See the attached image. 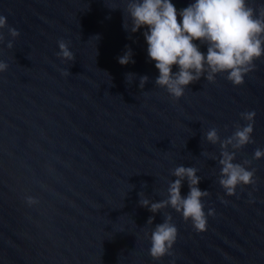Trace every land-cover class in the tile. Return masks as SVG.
I'll use <instances>...</instances> for the list:
<instances>
[{"label": "water", "instance_id": "water-1", "mask_svg": "<svg viewBox=\"0 0 264 264\" xmlns=\"http://www.w3.org/2000/svg\"><path fill=\"white\" fill-rule=\"evenodd\" d=\"M172 2L182 9L193 0ZM125 8L126 0H0V15L20 33L0 29V61L9 65L0 73V264H264V157L253 159L264 150V56L241 85L227 74L202 77L176 99L156 87L144 29H124ZM60 39L74 60L57 56ZM126 46L135 63L122 66ZM248 111L254 143L236 150L234 163L251 161L255 184L228 196L220 144L206 133L230 137ZM179 165L197 168L198 187L210 193L205 231L170 206L153 214L139 204L141 192L166 199ZM167 215L177 240L156 260L150 236Z\"/></svg>", "mask_w": 264, "mask_h": 264}, {"label": "clouds", "instance_id": "clouds-1", "mask_svg": "<svg viewBox=\"0 0 264 264\" xmlns=\"http://www.w3.org/2000/svg\"><path fill=\"white\" fill-rule=\"evenodd\" d=\"M123 12L127 14L123 24L126 31L134 34L144 29L142 35L147 44L148 59L155 63L159 72L155 79L156 87L166 89L176 99L181 98L185 89L202 77L208 82H215L218 74H227L226 79L233 85H241L245 75L254 71V61L264 56V3L256 5L249 0H193L187 7L177 9L172 0H126ZM5 27L12 38L20 35L17 29L7 25L6 17L0 15V29ZM57 43L58 57L68 61L75 59L69 48L70 41L60 39ZM201 46L206 47V53L200 50ZM7 47H13L12 41L8 42ZM132 56L131 48L126 46L124 54L117 58L118 63L122 66L135 63ZM174 66L178 71L173 72ZM8 67L6 62L0 61V73L6 72ZM130 77H134V74H127L129 83L132 81ZM148 79L146 75L140 77V89L144 88ZM255 115V111L242 112L241 119L247 124H237L234 133L223 140L216 128L206 133L209 143L220 144L219 184L228 196L235 195L238 186L255 184L256 170L246 167L251 161L234 163L236 150L254 143L252 133ZM262 157L264 150L257 148L253 159ZM197 173L195 167L177 166L172 171L176 179L169 183L167 198L154 202L141 192L140 206L148 208L153 214L170 206L185 221L190 220L196 231H205L207 216L214 215V210L210 209L207 215L204 211L202 198L208 197L210 193L198 187L202 178ZM185 181L189 192L187 196H182L181 188ZM26 202L31 205L35 200L27 197ZM154 218L150 216L147 224H153ZM177 235L178 229L171 215H167L162 223L155 224L151 232L149 255L156 260L172 255Z\"/></svg>", "mask_w": 264, "mask_h": 264}]
</instances>
